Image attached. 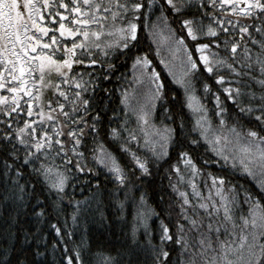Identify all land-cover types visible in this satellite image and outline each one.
I'll use <instances>...</instances> for the list:
<instances>
[{
    "label": "snow or ice",
    "instance_id": "snow-or-ice-1",
    "mask_svg": "<svg viewBox=\"0 0 264 264\" xmlns=\"http://www.w3.org/2000/svg\"><path fill=\"white\" fill-rule=\"evenodd\" d=\"M153 45L172 83L183 90L181 106L193 118L187 132L183 116L172 112L177 93L153 66ZM161 47L170 59L161 58ZM117 60L130 62L132 75L128 88L116 89L124 119L114 124L119 112L111 107L112 90L98 95L95 89L99 77L109 79L103 72L117 67L109 61ZM197 81L211 96L214 113L196 94ZM222 96L235 106L232 113ZM158 107L178 126H158ZM129 114L136 120L131 128ZM201 142L224 162L222 174L206 178L208 196L194 179L202 169L186 146ZM174 144L179 162L169 165V180L174 172L185 181L183 164L191 173V196L170 183L179 198L174 225L161 221L159 243L147 231L138 239L134 225L119 259L104 256V264H264V0H0V219L8 225L3 230H10L29 203L35 202L28 209L34 217L45 216V192L56 194L52 207L62 210L70 174L94 172L89 158L116 186L130 188L133 180L152 174V164L169 158ZM117 152L129 159L132 171ZM56 158L63 167L54 164ZM234 173L253 180L259 193L237 186ZM144 200L141 192L139 204ZM88 202L69 201L75 205L73 221ZM123 206L119 202L122 214ZM150 211L138 209L134 219L145 224ZM51 227L61 234L56 224ZM86 255L92 253L81 242L65 249L61 264H95ZM0 264L35 261L0 245Z\"/></svg>",
    "mask_w": 264,
    "mask_h": 264
},
{
    "label": "trees",
    "instance_id": "trees-1",
    "mask_svg": "<svg viewBox=\"0 0 264 264\" xmlns=\"http://www.w3.org/2000/svg\"><path fill=\"white\" fill-rule=\"evenodd\" d=\"M175 27V25H173ZM58 35V33H57ZM50 39V37H49ZM148 41H145V48L147 50ZM63 47V45H61ZM150 58L153 59V66L161 73L163 82L166 87L171 88L177 93V99L171 104L172 112L177 116L182 115L183 121L186 125L187 132L192 127L193 118L189 110L181 106L183 100V90L172 83L171 77L168 76L164 66L159 63V59L155 55V45ZM161 58H163L160 52ZM57 59H63L62 54L57 53ZM116 63L117 67L112 69V72H103L100 65L94 66L97 70L103 72V75H108V80L98 78L99 87L95 89L98 95L102 94L104 88L112 90V95L109 99L112 100L111 107L117 108L119 118L114 121V124H119L120 120L124 119L123 105L119 104L120 93L116 91L117 88L123 90L129 87L127 77H131L132 70L130 62L123 60L109 61ZM77 71L81 69L77 67ZM91 71V69H89ZM226 74V73H223ZM93 75H97L93 72ZM56 78V77H55ZM213 91H216L217 85L214 80H210ZM196 94L203 98V102L207 104L210 110L214 113V103L211 96H205L202 90V82L195 83ZM51 96V91H47L45 98ZM224 106L228 107L229 112L232 113L235 106L224 100L221 97ZM135 104V103H133ZM169 106V105H164ZM38 111V109H36ZM111 115V112H109ZM130 115L129 128L135 126L136 120L134 116ZM154 122L159 126L161 121L163 123L173 124L171 120L166 119V114L163 112V107H158L153 114ZM107 119V117H105ZM213 119L214 115H213ZM231 122V117H230ZM22 123V121H21ZM193 137L197 134L192 133ZM191 155L194 157L198 167L202 169L198 177H195L199 190L204 196H208V189L205 188V181L209 173L222 174L224 172V162L219 160L210 152H205V146L201 142L199 147L186 145ZM133 148L137 145L133 143ZM138 154L144 150L137 149ZM71 156V153L68 154ZM120 162L132 171V164L129 159L117 152ZM208 161V163H205ZM53 163L52 160L47 161ZM173 162H179L178 146L173 145L170 151V157L166 158L160 164H152V174L141 180H133V186L125 188L116 186L111 176L99 165H95L89 158V163L93 165L94 172L76 173L73 171L70 175L73 176L66 185V195L63 201L60 202L62 210H56L52 207L53 201L56 200V194L45 192L47 196V208L45 216L37 219L32 215L28 209L34 206L35 202L29 203L27 209L23 206L19 214L15 216L14 221L11 222L9 231L3 230L8 225L5 221L0 219V245L13 247L18 252L28 254L29 260H34L35 264H61L65 249L71 250L76 245L84 242L87 249H90L92 256L86 255V260L94 258L95 264H104V256L117 257V252L122 251L129 243L133 226H136L137 238L143 240L146 231L151 233L153 243H159V230L161 221L170 226L174 225L177 213L179 212V198L173 189L169 186L170 183H175L177 188L181 191H186L191 196V189L188 186L187 179L191 173L185 171V166L180 164L179 167L185 176V181L181 183L176 173L171 172V181L169 180V165ZM73 163L75 161L73 160ZM56 166L63 167V161L56 158L54 161ZM168 169L166 172L165 170ZM237 184L243 185L250 189L253 193H259V189L253 180L241 176L239 173H234L232 177ZM99 186H96V182ZM209 184L210 180L207 181ZM141 192L144 193L145 200L142 205L139 204V197ZM88 198V203L81 205V211L78 213V218L73 221L71 213L75 207L69 201L80 200L84 201ZM123 201V214L119 208V202ZM44 206V205H41ZM86 209V210H85ZM151 210L145 220V224H140L138 220L134 219L137 210ZM246 211V208H245ZM56 224L61 229V234L57 235L55 230L51 227ZM173 227V231H174ZM71 233V235H69ZM36 250L44 253L42 256H33L32 253ZM143 254L141 259H143ZM127 257H124L126 260Z\"/></svg>",
    "mask_w": 264,
    "mask_h": 264
},
{
    "label": "rangeland",
    "instance_id": "rangeland-1",
    "mask_svg": "<svg viewBox=\"0 0 264 264\" xmlns=\"http://www.w3.org/2000/svg\"><path fill=\"white\" fill-rule=\"evenodd\" d=\"M161 53H162V56L164 59H170V57L168 56V54L166 52V49H164L163 47H161ZM52 76H53V79H55V77H56L55 73H53ZM131 103H136V101L133 100Z\"/></svg>",
    "mask_w": 264,
    "mask_h": 264
}]
</instances>
